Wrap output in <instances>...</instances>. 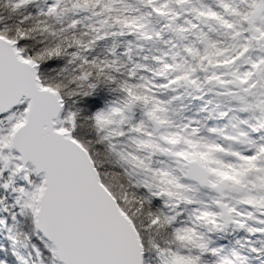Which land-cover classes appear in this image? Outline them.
Returning a JSON list of instances; mask_svg holds the SVG:
<instances>
[{
  "label": "snow or ice",
  "instance_id": "obj_1",
  "mask_svg": "<svg viewBox=\"0 0 264 264\" xmlns=\"http://www.w3.org/2000/svg\"><path fill=\"white\" fill-rule=\"evenodd\" d=\"M0 264H264V0H0Z\"/></svg>",
  "mask_w": 264,
  "mask_h": 264
}]
</instances>
